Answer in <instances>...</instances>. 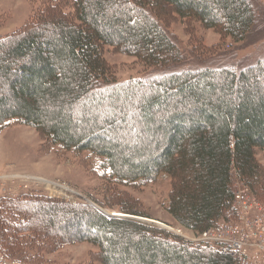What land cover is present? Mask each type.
<instances>
[{"label": "trees", "instance_id": "1", "mask_svg": "<svg viewBox=\"0 0 264 264\" xmlns=\"http://www.w3.org/2000/svg\"><path fill=\"white\" fill-rule=\"evenodd\" d=\"M176 18L239 42L253 28L255 10L250 0L42 3L0 37V128L17 120L63 149L93 153L116 181L143 184L167 175L165 211L198 234L234 218L236 179L264 203V165L256 158L264 150V60L240 71L169 70L183 60L164 26ZM107 47L165 71L120 82L104 57ZM33 205L55 218L29 222ZM61 212L81 216L84 227L55 238L46 229ZM78 242L97 246L100 264L237 260L153 223L108 217L86 204L38 195L0 198V253L6 259L55 264L46 253Z\"/></svg>", "mask_w": 264, "mask_h": 264}, {"label": "rangeland", "instance_id": "2", "mask_svg": "<svg viewBox=\"0 0 264 264\" xmlns=\"http://www.w3.org/2000/svg\"><path fill=\"white\" fill-rule=\"evenodd\" d=\"M60 1L65 4L71 0ZM44 2L47 0H0V37L20 27ZM250 2L255 10V23L245 39L239 42H234L230 37L223 38L213 29L201 28L194 21H182L179 18L165 20L166 30L183 55L182 62L169 70L228 66L240 71L264 60V0ZM66 10L73 12L70 7ZM104 57L112 67L113 75L120 82L147 78L165 71L146 68L134 57L119 53L112 47L105 49ZM256 158L264 165V150H257ZM102 163L103 158L93 153L66 150L58 144H53L34 127L17 120L0 128V198L38 195L72 204L82 203L108 215H116L117 212L122 214L108 217L125 219L128 218L125 216H129L128 219L138 217L147 223L153 221V224L188 239L195 245H210L197 241L198 236L195 233L176 224L165 211L170 191L167 175L160 174L150 183H125L116 181ZM42 180L51 182L54 188ZM258 202L264 208V203ZM127 208L146 216L126 214L122 210ZM31 213L28 221L38 225L40 221L46 224L55 218L40 211L37 205L31 207ZM236 214L235 209L232 220ZM57 218L53 226L46 229L55 238L73 234L84 227L81 216L73 217L61 212ZM210 246L218 247L216 244ZM97 253V246L89 242H78L63 245L45 256L55 264H100ZM250 254L261 257L256 251H251ZM0 255L3 256L1 253ZM16 260L21 261L18 258Z\"/></svg>", "mask_w": 264, "mask_h": 264}, {"label": "built area", "instance_id": "3", "mask_svg": "<svg viewBox=\"0 0 264 264\" xmlns=\"http://www.w3.org/2000/svg\"><path fill=\"white\" fill-rule=\"evenodd\" d=\"M233 205L237 212L233 221L217 222L198 233L196 240L210 245L216 244L222 252L235 254L236 264H264V208L262 204L250 194L246 186L237 182ZM251 251L260 253L261 257L257 254L251 255ZM0 264L21 263L0 256Z\"/></svg>", "mask_w": 264, "mask_h": 264}, {"label": "water", "instance_id": "4", "mask_svg": "<svg viewBox=\"0 0 264 264\" xmlns=\"http://www.w3.org/2000/svg\"><path fill=\"white\" fill-rule=\"evenodd\" d=\"M100 211H101L103 214H105L106 216H116V215H113V214L108 215V214H106L105 212H103L102 210H100ZM125 217H128V218H129V216H125ZM130 218H134V219H138V220L146 221V220L141 219V218H138V217H130ZM150 222L155 223V222H153V221H150Z\"/></svg>", "mask_w": 264, "mask_h": 264}, {"label": "bare ground", "instance_id": "5", "mask_svg": "<svg viewBox=\"0 0 264 264\" xmlns=\"http://www.w3.org/2000/svg\"><path fill=\"white\" fill-rule=\"evenodd\" d=\"M42 181H44V180H42ZM48 186H51L52 187V183L51 182H49V181H44ZM52 188H54V186L52 187ZM116 215H122L121 213H115ZM125 216V215H124Z\"/></svg>", "mask_w": 264, "mask_h": 264}]
</instances>
